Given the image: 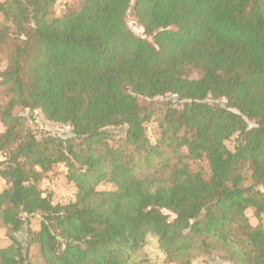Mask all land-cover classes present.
Here are the masks:
<instances>
[{
	"label": "trees",
	"instance_id": "1",
	"mask_svg": "<svg viewBox=\"0 0 264 264\" xmlns=\"http://www.w3.org/2000/svg\"><path fill=\"white\" fill-rule=\"evenodd\" d=\"M57 1L0 0V264H264V0Z\"/></svg>",
	"mask_w": 264,
	"mask_h": 264
},
{
	"label": "rangeland",
	"instance_id": "2",
	"mask_svg": "<svg viewBox=\"0 0 264 264\" xmlns=\"http://www.w3.org/2000/svg\"><path fill=\"white\" fill-rule=\"evenodd\" d=\"M81 4L80 0H58L56 3V14H59L63 12L66 7L69 8H78ZM132 17H128L127 22L131 25L132 29L139 33L140 27L137 24H134L132 22ZM5 66V60L3 59V56L0 52V69H2ZM196 71L191 72L190 77L195 78L198 75L195 73ZM34 119L28 120V124L30 125V128L36 129L37 131L43 133H52V134H61L63 132H67L69 130L67 125H62L58 123H52L47 121L43 118L41 112L39 110H36L34 112ZM154 122H150L147 127V134L150 137V139L153 141L155 138L156 133V127ZM4 126L2 125L0 121V130H3ZM114 137H117V129H112ZM1 158V157H0ZM66 179V168L62 164H57L53 167L52 170H50L43 181L41 182V187L43 189H46V191L51 192V196L54 202H60V203H66L73 199L74 197V191L75 188L71 183H69ZM5 186V181L0 177V190L3 189ZM112 186L109 184L100 185L99 189H110ZM163 212L169 213L172 215L171 212H169L166 209H162ZM170 215V216H171ZM247 215L249 216V219L252 224H256L258 222L257 218L254 216L252 210H247ZM29 227L32 230H37L39 228V217L33 216L29 219ZM5 228L1 225L0 226V245L7 244V237ZM141 256L145 257V261L141 264H170L167 263L163 254L159 251L157 247V243L155 238H150L147 242V244L144 246ZM217 262V259L215 260ZM214 261L209 260L207 258L206 260L203 258H199L196 260L193 264H216ZM225 264V263H223Z\"/></svg>",
	"mask_w": 264,
	"mask_h": 264
}]
</instances>
